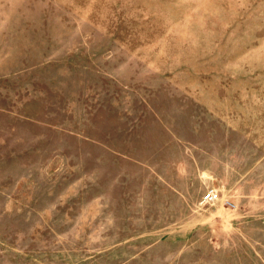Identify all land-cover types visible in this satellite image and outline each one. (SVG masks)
Listing matches in <instances>:
<instances>
[{
	"label": "rangeland",
	"instance_id": "374dc122",
	"mask_svg": "<svg viewBox=\"0 0 264 264\" xmlns=\"http://www.w3.org/2000/svg\"><path fill=\"white\" fill-rule=\"evenodd\" d=\"M0 264H264V0H0Z\"/></svg>",
	"mask_w": 264,
	"mask_h": 264
},
{
	"label": "built area",
	"instance_id": "2783aa9c",
	"mask_svg": "<svg viewBox=\"0 0 264 264\" xmlns=\"http://www.w3.org/2000/svg\"><path fill=\"white\" fill-rule=\"evenodd\" d=\"M219 200V193L218 191L211 190L209 191L203 198V202L206 205H212Z\"/></svg>",
	"mask_w": 264,
	"mask_h": 264
}]
</instances>
